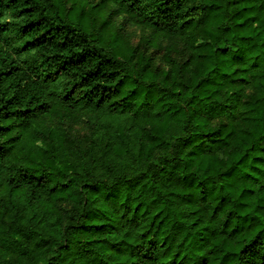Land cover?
<instances>
[{"label": "trees", "instance_id": "trees-1", "mask_svg": "<svg viewBox=\"0 0 264 264\" xmlns=\"http://www.w3.org/2000/svg\"><path fill=\"white\" fill-rule=\"evenodd\" d=\"M108 3L0 0V264H264V0Z\"/></svg>", "mask_w": 264, "mask_h": 264}, {"label": "rangeland", "instance_id": "rangeland-1", "mask_svg": "<svg viewBox=\"0 0 264 264\" xmlns=\"http://www.w3.org/2000/svg\"><path fill=\"white\" fill-rule=\"evenodd\" d=\"M65 2L66 7H72V10L69 12L68 16L69 21H72L74 24L79 25L87 30L92 29L94 32H96V34L98 33V35L104 34L99 25L107 12L111 9V3H108L107 6L99 4L101 9H95L92 7L93 5H97L99 0H65ZM78 8L84 13L83 19H79L78 17ZM110 22H113L112 24H114V22L117 24L122 23V32L125 36L130 38L129 40L133 46L138 45L140 42H145V40L151 35L149 30L136 27L135 25H131L129 22H125L122 15L112 17ZM151 50L152 49L150 48L149 51ZM82 132L83 130L79 129V133L81 134Z\"/></svg>", "mask_w": 264, "mask_h": 264}]
</instances>
